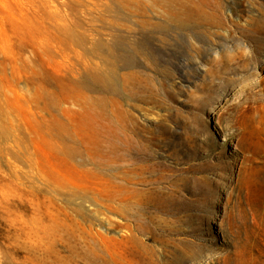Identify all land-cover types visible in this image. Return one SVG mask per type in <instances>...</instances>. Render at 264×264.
Here are the masks:
<instances>
[{"label": "rangeland", "instance_id": "1", "mask_svg": "<svg viewBox=\"0 0 264 264\" xmlns=\"http://www.w3.org/2000/svg\"><path fill=\"white\" fill-rule=\"evenodd\" d=\"M132 1L0 0V264H264V0Z\"/></svg>", "mask_w": 264, "mask_h": 264}, {"label": "bare ground", "instance_id": "2", "mask_svg": "<svg viewBox=\"0 0 264 264\" xmlns=\"http://www.w3.org/2000/svg\"><path fill=\"white\" fill-rule=\"evenodd\" d=\"M119 1V0H118ZM128 1V0H127ZM132 1V0H130ZM134 1V0H133ZM132 1V2H133ZM142 1V0H141ZM139 1L137 2L136 6L134 7V12L137 14V15H140L142 14V12H144V10L148 9L147 8V4H142V2ZM183 1V0H182ZM164 2V3H163ZM163 2L161 1V5L164 7V12H163V15L167 17V19L169 20L170 23H166V25L164 27H169V26H172L173 28H179L181 25H184L186 24L185 23V20L187 18L190 17V13H193L194 11V8L191 6V1L189 0H185L183 2H186L185 5H180L181 3V0H179L178 2L175 1V0H163ZM127 4V2H126ZM148 5L150 6H154V2H151L149 3ZM125 7V6H123ZM131 11V10H130ZM133 12V13H134ZM162 15V14H161ZM162 15V16H163ZM161 17V16H160ZM165 17V18H166ZM184 17V18H183ZM166 19V21L168 22V20ZM141 23H144V24H147V20L146 19H142L140 20ZM171 24V25H170ZM159 26V25H158ZM162 26V25H161ZM110 49V48H109ZM113 52V51H112ZM88 67V66H87ZM95 73V72H94ZM113 73V71H112ZM99 74V73H98ZM99 78V77H98ZM112 80V79H111ZM74 87V86H72ZM78 90V89H77ZM66 92V91H65ZM77 92V91H76ZM61 94V93H60ZM69 94V93H68ZM76 94V93H74ZM82 94V93H81ZM84 95V94H83ZM81 96V95H80ZM66 98V97H65ZM82 98V97H81ZM74 99V98H73ZM88 99V98H87ZM79 100V99H78ZM220 100V99H219ZM86 101V100H85ZM88 101V100H87ZM86 101V103H87ZM100 101V100H99ZM104 102V101H103ZM89 103V102H88ZM90 105V104H89ZM92 106V105H90ZM100 106V105H99ZM92 108V107H91ZM99 108V107H98ZM93 109V108H92ZM103 111V110H102ZM96 113V112H95ZM216 113V105L212 106L209 114H215ZM105 114V113H104ZM102 115V114H101ZM100 115V116H101ZM215 215V214H214ZM213 222L214 224L217 223V220H216V217L214 216L213 217Z\"/></svg>", "mask_w": 264, "mask_h": 264}, {"label": "clouds", "instance_id": "3", "mask_svg": "<svg viewBox=\"0 0 264 264\" xmlns=\"http://www.w3.org/2000/svg\"><path fill=\"white\" fill-rule=\"evenodd\" d=\"M233 54H238L241 57L247 58L253 55V50L250 46L247 45V43H244V44L237 45L235 52ZM215 55H216V58L219 59V53L217 52ZM248 83H251L252 85L256 86V85H259L260 81L256 79H252ZM242 97H243V94H241L240 96L233 97V100L234 102L239 103ZM205 256H206V259H205L204 264H211V261L221 260L224 254L217 250L211 253H206Z\"/></svg>", "mask_w": 264, "mask_h": 264}]
</instances>
